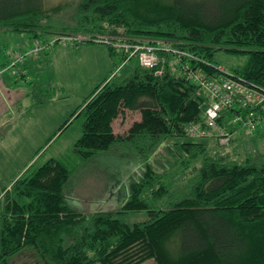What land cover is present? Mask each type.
Returning <instances> with one entry per match:
<instances>
[{"label": "trees", "instance_id": "trees-1", "mask_svg": "<svg viewBox=\"0 0 264 264\" xmlns=\"http://www.w3.org/2000/svg\"><path fill=\"white\" fill-rule=\"evenodd\" d=\"M71 4L0 0V29L41 31ZM75 13L76 31L126 44L171 41L182 54L179 64L206 73L219 72L217 51L245 56L243 67L227 73L264 92V0H81ZM112 42L101 44L123 62L126 55ZM93 43L87 37L76 44ZM158 57L162 74L136 66L119 82L104 80L58 130L83 118L73 146L81 162L115 146L136 153L141 173L122 186L118 213H144L147 220L127 224L111 211L78 212L64 192L74 169L49 159L2 190L0 264L25 252L41 264H264V164L237 165L211 155L204 143L176 141L188 136L189 124L209 128L212 101L185 76L170 73L169 54ZM125 111L140 119L114 133L112 124ZM237 113L228 110L213 122L233 133ZM254 114L264 117V103Z\"/></svg>", "mask_w": 264, "mask_h": 264}, {"label": "rangeland", "instance_id": "rangeland-1", "mask_svg": "<svg viewBox=\"0 0 264 264\" xmlns=\"http://www.w3.org/2000/svg\"><path fill=\"white\" fill-rule=\"evenodd\" d=\"M80 1L44 0L46 7L73 4L66 6L50 20L49 27L41 31L17 33L0 29V81L9 90V100L4 93L6 99H0V198L4 187L8 190L21 176L32 173L49 159H56L74 169L64 190L70 207L83 214L111 211L124 223H141L147 220L144 213H118L126 195L122 186L128 187L141 173L136 153L115 146L81 162L73 146L81 136L83 118L72 120L68 128L58 132L100 83L111 79L119 82L138 66L135 59L123 65L117 55L110 57L107 47L101 44L115 39L112 43L117 48L126 45L119 42L120 37L74 29L77 25L75 9ZM87 37L98 43L76 44ZM213 60L228 73L246 62L245 56L223 50L215 52ZM108 68L110 72L102 76ZM41 99L43 103L39 102ZM139 119L138 112L125 111L113 122L114 133L126 132ZM234 123L239 129L233 133L225 132L223 127L220 129L227 138L226 141L219 139L221 148L215 141L217 131L207 138L188 135L176 141L204 143L211 155L224 154L227 161L237 165L248 161L264 164V118L247 131L242 130L241 124L237 126L235 120ZM12 263L41 264L29 252L15 257Z\"/></svg>", "mask_w": 264, "mask_h": 264}, {"label": "built area", "instance_id": "built-area-1", "mask_svg": "<svg viewBox=\"0 0 264 264\" xmlns=\"http://www.w3.org/2000/svg\"><path fill=\"white\" fill-rule=\"evenodd\" d=\"M151 44L137 42L119 46V49L126 55L122 64L125 65L135 59L141 68L155 70V74L160 75L163 68H160L158 52L169 54L170 58L167 63L170 73L177 77L185 76L191 84L199 87L212 101L205 115L206 123L210 129L206 130L197 124H192V126L186 127L188 135L207 138L217 131L218 142L221 138L226 141V135L215 126L213 120L217 115L228 110L238 111L234 120L237 124H241L242 130L245 131L252 130L263 120V116L258 117L254 114V111L264 103L262 91L233 78L222 68H218V73L210 74L199 69H192L188 63L179 64L177 56L182 54L173 48L174 42L153 40ZM243 110H247L249 113L245 114Z\"/></svg>", "mask_w": 264, "mask_h": 264}, {"label": "crops", "instance_id": "crops-1", "mask_svg": "<svg viewBox=\"0 0 264 264\" xmlns=\"http://www.w3.org/2000/svg\"><path fill=\"white\" fill-rule=\"evenodd\" d=\"M111 67V66H110ZM110 72V68H108V70H106V73L104 74V75H102V76H105L106 74H108ZM25 77H26V75H25ZM9 91V90H8ZM8 91H7V89H5L4 87H3V85H2V83H1V81H0V99L2 100V98H4V99H6V97H7V93H8ZM2 93H4L5 95H6V97L4 96V94H2ZM6 100H9V98L7 97V99ZM41 106V105H40ZM113 125V124H112ZM112 128H113V126H112ZM113 195V194H112Z\"/></svg>", "mask_w": 264, "mask_h": 264}, {"label": "bare ground", "instance_id": "bare-ground-1", "mask_svg": "<svg viewBox=\"0 0 264 264\" xmlns=\"http://www.w3.org/2000/svg\"><path fill=\"white\" fill-rule=\"evenodd\" d=\"M77 42V41H76ZM150 45H152V44H150ZM18 58V57H17ZM19 62V61H18ZM17 63V62H16ZM10 66V65H9ZM15 66V65H14ZM11 69V68H10Z\"/></svg>", "mask_w": 264, "mask_h": 264}]
</instances>
